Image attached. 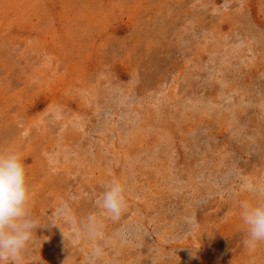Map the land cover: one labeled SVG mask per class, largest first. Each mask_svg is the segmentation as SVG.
Here are the masks:
<instances>
[{
  "label": "rangeland",
  "instance_id": "374dc122",
  "mask_svg": "<svg viewBox=\"0 0 264 264\" xmlns=\"http://www.w3.org/2000/svg\"><path fill=\"white\" fill-rule=\"evenodd\" d=\"M0 152L31 192L21 264H264L239 216L264 184V0H0Z\"/></svg>",
  "mask_w": 264,
  "mask_h": 264
},
{
  "label": "clouds",
  "instance_id": "9594fccd",
  "mask_svg": "<svg viewBox=\"0 0 264 264\" xmlns=\"http://www.w3.org/2000/svg\"><path fill=\"white\" fill-rule=\"evenodd\" d=\"M242 189L253 193L256 201H241L239 216L246 226L244 246L254 252L264 243V184L245 180ZM30 188L22 157L0 152V264H21V252L33 238L36 221L29 212ZM97 204L111 217L119 219L127 207L125 188L113 179L104 185Z\"/></svg>",
  "mask_w": 264,
  "mask_h": 264
}]
</instances>
